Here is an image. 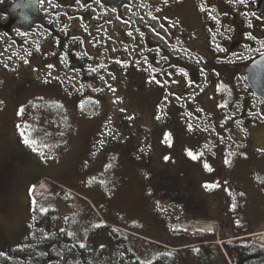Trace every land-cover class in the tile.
Wrapping results in <instances>:
<instances>
[{
    "label": "rangeland",
    "instance_id": "1",
    "mask_svg": "<svg viewBox=\"0 0 264 264\" xmlns=\"http://www.w3.org/2000/svg\"><path fill=\"white\" fill-rule=\"evenodd\" d=\"M39 32L34 29L21 46L0 39V174L10 189L5 194L9 209H0V252L30 245L35 231L32 199L58 213L46 222L47 233L64 229L80 243L91 239L94 251L115 240L146 261L174 254L178 264H201L195 258L200 249H191L193 245L210 244L217 254H224L225 240L264 233L262 136L218 150L221 141L211 127L206 132L214 143L204 138L201 127L197 135L167 118L156 124L152 108L141 102L143 91L135 72L109 78L112 81L101 91L86 87L92 95L80 85H65L68 79L78 82L75 74L44 79L41 58H34L32 49L39 57L48 53L50 39L37 43ZM34 78L35 83L20 92L14 85ZM86 102L92 103L85 108ZM251 128L252 135L259 132ZM21 132L37 142V151L22 142ZM121 150L128 152L132 166ZM220 159L230 163L223 165ZM182 163H187L194 180L189 193L205 205L203 217L195 216L200 214L192 205L185 211L171 201H156L151 191L141 194L149 176L175 177ZM205 163L214 166L209 170ZM8 164L10 172L4 167ZM43 184L46 188L36 194ZM97 224L102 226L93 227ZM259 240L264 243V234Z\"/></svg>",
    "mask_w": 264,
    "mask_h": 264
},
{
    "label": "flooded vegetation",
    "instance_id": "2",
    "mask_svg": "<svg viewBox=\"0 0 264 264\" xmlns=\"http://www.w3.org/2000/svg\"><path fill=\"white\" fill-rule=\"evenodd\" d=\"M30 1L0 0V39L21 46L34 29L42 30L36 42L50 39L49 52L39 57L32 50L34 58H41L44 79L75 74L78 82L68 79L65 85H80L92 95L91 90L106 88L109 78L135 72L141 81V102L152 108L156 124L167 118L197 135L201 127L206 140L213 138L206 132L211 127L214 138L222 142L216 145L218 150L261 136L264 140V101L246 81L248 67L264 55V0H37L38 11L26 27L20 14ZM35 81L14 85L20 92ZM252 125L259 129L255 135ZM218 156L222 153L217 160ZM4 167L12 171L10 164ZM188 167L182 163L175 177L149 176L141 194L151 191L156 201H171L185 211L192 205L200 214L205 205L200 207L189 193L194 180ZM0 176L3 211L9 209L5 194L10 189L5 175ZM103 244L107 263L115 264L119 244Z\"/></svg>",
    "mask_w": 264,
    "mask_h": 264
},
{
    "label": "trees",
    "instance_id": "3",
    "mask_svg": "<svg viewBox=\"0 0 264 264\" xmlns=\"http://www.w3.org/2000/svg\"><path fill=\"white\" fill-rule=\"evenodd\" d=\"M91 103L86 102L85 108ZM121 153L132 166V160L129 159L128 152L121 150ZM203 204V200H200V207ZM34 207L37 211H33ZM39 207L38 202L35 205L31 204L32 218L35 217V231L30 245L25 248L13 249L7 253L0 252L3 254L0 255V264H109L103 248H96L97 253L95 254L96 250L94 251L95 247L91 239L80 243L73 236H69L67 231L60 232V234L47 233L45 231L46 222L58 213L51 210L46 214H41L38 211ZM176 226L178 228V225ZM61 235H64V237H60ZM60 240L62 241L60 242ZM86 243L89 245H86ZM81 244L84 247H81ZM117 244L120 246L121 253L115 264H164L168 262L171 264V262L176 261L174 254L170 256L160 255L153 260L146 261L141 259L129 246L121 243ZM193 248L200 249V252L195 254L196 259L207 261L210 264H218L219 259L222 264H264V243L260 242L259 236L244 240H225L222 247L224 254L218 251L221 257L210 244H201L199 247ZM172 252L174 251L169 253ZM223 255H226L230 263L224 259Z\"/></svg>",
    "mask_w": 264,
    "mask_h": 264
},
{
    "label": "water",
    "instance_id": "4",
    "mask_svg": "<svg viewBox=\"0 0 264 264\" xmlns=\"http://www.w3.org/2000/svg\"><path fill=\"white\" fill-rule=\"evenodd\" d=\"M37 0H31L20 14L21 23L29 26L38 11ZM246 81L257 97L264 101V55L253 61L246 71Z\"/></svg>",
    "mask_w": 264,
    "mask_h": 264
},
{
    "label": "snow or ice",
    "instance_id": "5",
    "mask_svg": "<svg viewBox=\"0 0 264 264\" xmlns=\"http://www.w3.org/2000/svg\"><path fill=\"white\" fill-rule=\"evenodd\" d=\"M240 3H243V0H239ZM49 67H52L51 65H49ZM93 71H95V69H93ZM157 83H160L159 81H157ZM112 91H115V89H112ZM23 109H20L19 110V114L22 115L23 114ZM123 111V110H122ZM159 118V117H157ZM129 119H132V117H129ZM20 126H18L19 128ZM21 137H22V142L25 144V145H29L32 147V150L33 151H37V148L35 147V145L37 144V142L33 139L30 138V136L26 133V132H21L20 133ZM109 135H111V133H109ZM40 155L43 157L44 156V153L41 152ZM188 155L191 156L193 159H196V155H194L191 151L188 152ZM168 157L166 156L165 157V160H167ZM225 163L228 164L230 163V161L228 159H225ZM205 168H209V165H207V163H205ZM210 170V169H209ZM35 187V186H33ZM206 187H213V186H206ZM33 204L35 205L36 204V201L35 199H33ZM33 211H37V209L34 207L33 208ZM38 211L41 213V214H46L48 212V209L44 208V207H39ZM35 219V217H34ZM65 219L67 220V217H65ZM102 225L100 224H97V225H94L93 227H101ZM61 231L63 232L64 229H61ZM69 236L73 235L72 233H68ZM81 247H84L83 244L80 245ZM0 255H3L2 253H0Z\"/></svg>",
    "mask_w": 264,
    "mask_h": 264
},
{
    "label": "bare ground",
    "instance_id": "6",
    "mask_svg": "<svg viewBox=\"0 0 264 264\" xmlns=\"http://www.w3.org/2000/svg\"><path fill=\"white\" fill-rule=\"evenodd\" d=\"M46 188L45 184L44 185H41L40 187L37 188V191H36V194H41V192ZM184 228H194V227H199V225H190V224H183Z\"/></svg>",
    "mask_w": 264,
    "mask_h": 264
}]
</instances>
